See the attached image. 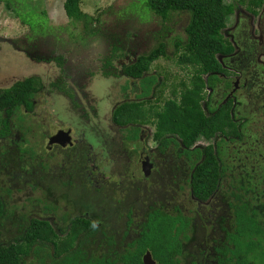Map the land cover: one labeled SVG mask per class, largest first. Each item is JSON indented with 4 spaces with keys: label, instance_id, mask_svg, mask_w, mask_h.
I'll return each mask as SVG.
<instances>
[{
    "label": "trees",
    "instance_id": "16d2710c",
    "mask_svg": "<svg viewBox=\"0 0 264 264\" xmlns=\"http://www.w3.org/2000/svg\"><path fill=\"white\" fill-rule=\"evenodd\" d=\"M81 1L65 0L64 9L71 21L82 22L85 30H91L90 25L95 20L82 11ZM239 1L244 4L247 0ZM248 1L255 6V12L263 2ZM235 5L236 3L226 0H135L131 3L132 7H145V10L151 11L148 13L150 16L155 14L163 21L170 19L174 12L189 14L185 26L186 39L177 40L174 45L182 50L177 62L184 66L190 65L188 67L191 74L188 81L181 82L180 92L176 88L172 89L173 94H178L174 98L162 97V93H159L157 99L145 98L140 102L126 100L120 103L113 111V121L128 132L127 137L136 139L139 124L148 123L155 125L153 137L158 138V144L162 148L175 141L174 136L180 144L190 147L200 139L211 141L220 133L237 138H242L241 135L247 133L245 128L239 131V122L236 120L238 114L232 109L233 98L219 107H212L208 100V113H205L202 103L205 100V88H213L217 82L223 80L219 73L224 69L215 54L231 50L230 45L223 39L222 29ZM20 8L22 7H17L19 16L22 13ZM41 14H46V11H41ZM36 22L26 20L23 23L33 28L34 24H41ZM160 57H169V54L166 40L159 37L156 46L148 53L140 54L135 61L124 67L125 74L140 78L143 89L140 96L149 95L152 86L157 82V75L151 72V64ZM111 59L112 57L107 58V63L111 64ZM55 60L62 65L61 57H56ZM203 74H208L206 79ZM226 84L229 86L227 82ZM51 85V88L74 99L75 92L68 87L66 80L57 78ZM42 87L41 78L32 75L0 90V139L4 141L0 150V225L4 227H8L4 223L8 213L5 197L12 189L5 185L7 179L3 175L12 171L21 172L29 164L31 169L35 170L36 164L31 158L36 152L32 146H23L27 140L25 112L32 110L34 97ZM158 90L162 92L161 87H158ZM74 102L76 103L75 99ZM241 113L240 116L246 115L245 111ZM245 123L241 126H245ZM243 140H246V143L242 151L227 157L228 167L239 162L243 164V171L239 176L238 171L232 172L234 176L230 178L231 187L226 190V196L229 197L237 196L235 181H248L245 187L251 190L255 185L249 181L257 178L264 180V153H257L253 149L252 139ZM220 145V140H216L215 144L203 146L202 154L205 159L195 170L193 192L203 198L216 191L220 177L225 172L227 176L230 175L229 168L224 165L222 170L220 168ZM38 162V165L42 166L41 170H45V161L42 162L41 159ZM51 209L49 204L43 207V211L47 213ZM159 212L156 214L158 219L151 216L148 226L144 227L142 239L128 244L127 247L122 244L119 249L113 246L116 241L114 236L108 235L96 225V215L91 218L87 214H63V219L66 220L63 225L39 215H33L28 221L25 217L14 218L16 220L12 223H16L17 230L12 236L16 233L18 235L6 242H0V264H24L27 257L33 258L37 264H145L143 255L147 250L152 253L156 264H182L178 255L182 251V240L186 237H183L182 233L186 234L187 221L166 211ZM248 225L244 223L243 229L249 230ZM255 235L256 239L246 233L239 237L240 239L232 238L225 250L224 264H250L246 258L247 245L249 248H255L258 238L261 243L264 242V235ZM239 254L243 257L237 259Z\"/></svg>",
    "mask_w": 264,
    "mask_h": 264
},
{
    "label": "rangeland",
    "instance_id": "374dc122",
    "mask_svg": "<svg viewBox=\"0 0 264 264\" xmlns=\"http://www.w3.org/2000/svg\"><path fill=\"white\" fill-rule=\"evenodd\" d=\"M10 1L0 0V90L32 75L41 78L43 88L34 97L32 110L25 112L27 140L23 143V146H32L36 152L31 160L36 164L35 170L38 171L32 170L29 164L21 172L12 171L3 175L7 179L5 185L12 191L5 197L8 213L4 223L8 227L0 225V242H6L18 235L16 233L12 236L17 230L16 223H12L16 220L14 218L25 217L28 221L31 215L47 214L55 219L53 221L63 225L66 223L63 214L72 216L86 211L97 214L103 222L104 231H115L118 233L115 235L121 239L119 233L123 227V220L116 217L113 208H118L119 214L123 215L126 200L122 196L119 201L108 202L106 198L104 200L99 198L95 188L83 184L84 170L89 163L87 159L91 157L97 162L99 157L94 154L96 148L88 152L89 139L86 140L81 132L86 133L87 137L95 136L98 140H103L105 137L101 136L104 132L108 133V130L114 127L115 145L119 153L116 158L118 166L112 168V171H100L102 172L100 174L109 172L105 178L107 185L104 186L102 190L104 193L101 192V195L108 196L112 187L115 194L121 193L118 187H126L128 184L133 190L139 177V166H136L138 162L133 152L124 153L121 148L124 149L126 146L133 148L134 143L130 141L126 144L123 137L125 130L112 121V110L116 102L127 98L137 99L130 87L124 91L126 76L121 73V64L136 59L137 55L148 53L156 46L159 37L166 40L167 51L172 53L176 49L175 41L179 37L186 38L185 26L189 14L182 11L174 12L170 19L163 21L155 14L150 16L148 13L151 11L145 10V7H132L131 3L135 0H82V11L95 20L90 25L91 30H85L82 22L71 21L67 16L64 9L65 0ZM233 1L238 0H226ZM17 5L22 7L20 8L22 19L17 13ZM41 11H46V14H41ZM22 20L23 22L33 20L41 24L36 22L37 25L34 24L31 28ZM233 22V18L230 17L228 27L233 25ZM114 45H119L113 58L116 64L114 73L117 76L105 77L104 71L112 69L109 64L104 65L105 59ZM178 51H181V48ZM57 55L67 57L69 81L75 88L80 102L77 106L62 93L51 92L46 86L60 72L54 60H47ZM178 58L179 56L175 55L160 57L151 64V71L158 73L162 81L165 80V87L160 85L165 88L163 97H169L171 89L178 86L181 78L187 79V76H183V70L175 64ZM159 93L157 84L155 97ZM148 125L145 127L146 135L148 131L151 133L154 129L152 125ZM68 127L73 129V138L78 144L72 148L62 149L61 153L56 152L54 148H48V136L59 128ZM145 141H140V147L149 148ZM149 142L154 144L151 139ZM3 145L4 141L0 139V150ZM97 145L101 147V144ZM87 153L88 158L85 156ZM41 159L45 164H51V168L59 170L58 165L61 163L60 165L64 164L68 171L79 173V176L72 179L71 188L64 186L63 179L60 180L56 171H52L51 168L50 172L41 170L42 166L38 165ZM126 174L130 177H123ZM98 178L101 179L100 176ZM98 178L96 180L100 182ZM47 185L54 186V194ZM93 197L96 199L91 202ZM134 198L132 195L129 199L133 201ZM47 204L52 207L49 210L50 214L43 211ZM111 211L114 216L110 214ZM24 264L37 262L27 257Z\"/></svg>",
    "mask_w": 264,
    "mask_h": 264
},
{
    "label": "flooded vegetation",
    "instance_id": "af4514ba",
    "mask_svg": "<svg viewBox=\"0 0 264 264\" xmlns=\"http://www.w3.org/2000/svg\"><path fill=\"white\" fill-rule=\"evenodd\" d=\"M233 3H236L234 11L226 19L225 26L222 29L223 39L230 45L231 50L219 51L215 54L218 62L224 69V71L219 73V77L223 80L217 82L213 88H205V100H203L202 103L204 104L205 113H208V100H210V105L212 107H219L230 98H233L232 109L234 113L237 112L238 114L236 120L239 122V131H242L243 128L248 130L247 133L241 135L242 138L226 136L220 133L211 141L200 139L192 146L188 147L184 144H180L178 138L174 136L176 140L172 141L166 148H162L158 144V138L153 137L155 125L150 124L154 129L151 133L148 131L146 135L145 127L149 126V123L139 124L140 129L136 139L127 137L128 132L126 131L123 135L126 144L127 142L133 141V148L127 146L124 149L123 147L121 148L124 153L129 154L133 152L136 156L135 160L138 162L136 166H139V177H137L135 181L136 185L133 190L130 184H128L129 187L126 186L127 188L124 186L118 187V190L121 192L118 194H115V189L112 187L109 190L110 194L108 196H103L101 192L104 193L102 190L104 186L107 185L105 178L109 172L100 174L102 173L100 171H112V168L115 169L118 166L116 158L119 153L116 149L117 145H115L114 127L108 130V133L104 132V135L101 136V138L105 137L103 140H98L95 136L87 137L86 133L81 132L86 140H90L87 141L90 145L88 152L96 148L95 153H93L95 156L99 157L97 160L99 163H97L93 158L87 157L88 153L85 154L89 163L84 170L85 176L83 184L87 187L95 188L96 191H98L97 195L99 198H103V200L106 198L108 202L119 201V198L122 196H124L123 199L126 200L123 205L125 210L123 215L119 214L120 210H118V208H113L115 209L116 217L123 220V227L119 233V236H122V238L120 239L117 237L118 233L115 231H105L108 235L114 236L116 241L113 246L118 249L122 244L127 247L128 244L142 239L143 233L145 232L144 227L148 226L151 216L155 217L159 211H166L172 216L182 217L187 221L188 226L186 228V234L182 233V236L186 237L182 240V251L178 255L182 264H224L223 259L226 257L225 250L232 238H241L244 236V233L251 234L252 239L257 238L255 234L264 235V180L260 181L257 178L256 180L249 181V183L255 185L251 190L245 187L248 181H235V193L237 196H226L227 188L231 187L230 178L234 176L232 172L235 170L238 171L237 176H239L243 171V164H240V162L237 165L228 167L227 157L234 154L236 155L237 152L242 151L246 143V140L243 139H252L253 149L257 151V153H264V0L262 4L256 8V12L253 10L255 6L251 5L248 0L244 4L239 0L237 2L233 1ZM230 17L233 18L234 22L233 25L231 24L228 27V20ZM185 39L184 37H179L177 40ZM118 46L119 45H114L111 53L105 59L104 65H107L109 64L107 63V58L112 57L111 64H109L112 69L104 71L105 77L112 75L117 76L114 73L116 64L113 58H115V54L119 49ZM180 48L181 47L176 48L172 53L167 51L169 57L172 55L180 56L182 52V50L178 51ZM138 56L139 55H137V57ZM56 57L62 58V65L55 60ZM136 59L120 64L122 65L121 73L123 76H126V82L123 85L124 91L130 87L132 91L135 92L137 99L127 98L120 102H116L112 110V121L113 111L120 103L126 100L140 102L145 98L157 99L159 94L156 97L154 95L157 90V84L158 87H160V85L165 87L166 85L164 82L165 80L162 81L158 73L151 71L157 75V82L152 86L149 95L140 96L143 91L140 78L123 72L124 67L131 64ZM47 60H54L60 72L58 76L46 86L51 92H56L58 90L51 88L53 87L51 83L57 78L66 80L68 87L75 92L74 99L76 103L73 98L65 95L63 92L58 91V93H62L69 98L72 104L76 106L79 105L80 102L77 99L76 90L69 81L66 68L67 57L65 55H57L47 58ZM175 64H177L176 66L179 69L183 70V76H187V79H180L177 84L178 86H173V88H176L177 91L180 92L182 88L181 82L184 80L188 81L191 70L188 67L190 65L184 66L177 62V59ZM207 75L208 74H203L204 79H206ZM226 82L229 86H227ZM164 87H161L162 92L160 93H164ZM172 89L169 93V98H174L176 95L178 96V94L172 93ZM242 111H245L246 115L240 116ZM113 123L115 122L113 121ZM242 123H245V126L242 127ZM148 128V130H150V127ZM59 131L68 132V135L66 134L62 142L55 140L51 141L52 137L58 134ZM150 139L153 140L154 144L149 142ZM216 140H220L221 143L222 163L220 168L222 170L223 165L225 168H229L230 175L227 176L225 172L222 177H220L216 191L206 198H203L193 192L192 181L195 176L196 168L205 159V156L202 154V152H204L202 151L204 150L203 146L209 143L215 144ZM140 141L147 142L149 148L145 146L140 147ZM98 143L101 144V147H98ZM77 144L78 141L73 138V129L71 127L67 129L59 128L54 134L48 136V148H54L58 153H61L62 149L72 148ZM90 163L93 165H89ZM46 165L47 167L43 171L50 172L52 165ZM59 165V170L56 168L51 169L57 172L58 176L61 178L60 180L63 179L62 182L64 186H68L70 189L73 184L71 183L72 179L79 176V173L75 174L68 171L64 164ZM206 167L209 166L206 165ZM99 176L101 179L98 178ZM133 176L136 177L135 174ZM123 177H130V175L126 174ZM97 178L100 182L96 180ZM47 187L54 194V186L47 185ZM183 193H185V195H183ZM132 195L135 198L133 201H130L129 198ZM98 196L96 197L98 198ZM181 197L183 201H181ZM94 199L96 198L93 197L91 202ZM75 202L77 201L75 200ZM138 208H141L140 211H137ZM50 213L51 212H48V214ZM80 214H87L91 216V218L96 215L98 220L95 223L103 229V222L97 214L89 211ZM110 214L114 216L112 211ZM39 216L48 218L52 221L55 220L47 214ZM30 217H32V215ZM156 217L158 219V216ZM244 223L249 224V230L243 229ZM248 240L249 239H247V241ZM231 246L234 247L233 244H231ZM246 250V258L250 264H264V242L261 243L260 238L257 239L255 248H249L247 245ZM242 257L243 255L239 254L236 258ZM240 262H242V260Z\"/></svg>",
    "mask_w": 264,
    "mask_h": 264
},
{
    "label": "water",
    "instance_id": "95a60500",
    "mask_svg": "<svg viewBox=\"0 0 264 264\" xmlns=\"http://www.w3.org/2000/svg\"><path fill=\"white\" fill-rule=\"evenodd\" d=\"M66 134L68 135V132H64V131H59L58 134H56L54 137H52L51 141H61L63 140V138L66 137ZM143 260L145 264H156V261L154 260L152 253L148 250L144 256H143Z\"/></svg>",
    "mask_w": 264,
    "mask_h": 264
}]
</instances>
